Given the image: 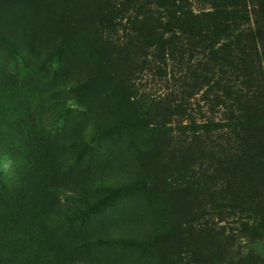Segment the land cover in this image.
Returning a JSON list of instances; mask_svg holds the SVG:
<instances>
[{
	"label": "rangeland",
	"instance_id": "rangeland-1",
	"mask_svg": "<svg viewBox=\"0 0 264 264\" xmlns=\"http://www.w3.org/2000/svg\"><path fill=\"white\" fill-rule=\"evenodd\" d=\"M121 1L0 0V116L23 115L13 100V85L20 86L33 117L39 174L50 177L33 197L41 200L50 242L36 258L41 264L206 262L222 249L207 228L224 226L217 211L234 206L235 215L264 225V130L255 123L248 145L231 143L212 154L210 144L192 138L184 116L164 110L180 97L168 77L154 74L150 57L125 63L138 72L114 78V66L100 62L94 34L103 2ZM187 1L195 13L243 5L250 21L256 15L257 0ZM200 95L185 99L190 117H218ZM250 107L258 116L260 107ZM20 131L8 128L16 138ZM3 133L0 126V196L26 165L17 159L22 143ZM225 157L239 168L215 173ZM251 242L256 257L264 254V228Z\"/></svg>",
	"mask_w": 264,
	"mask_h": 264
},
{
	"label": "trees",
	"instance_id": "trees-1",
	"mask_svg": "<svg viewBox=\"0 0 264 264\" xmlns=\"http://www.w3.org/2000/svg\"><path fill=\"white\" fill-rule=\"evenodd\" d=\"M255 13L250 21L243 5L195 13L187 0H124L107 6L103 2L96 17L99 29L94 34L98 37L100 62L104 65L108 60L114 66L113 77L120 79L123 73L138 72L134 71L137 67L132 65L129 69L125 63L150 57L154 74L161 79L168 77L180 97L179 103L170 101L172 105L163 106L164 110L170 115L184 116L192 138L210 144V152L219 151L220 155L222 147L228 150L231 143L248 145L252 140L249 131L255 130V123L264 130V0L255 2ZM109 37L113 40H107ZM13 88V100L20 105L23 115L20 113L17 119L6 111L0 116V126L5 140L22 143L17 159H23L26 165L23 175L15 177L10 191H3L0 196V264H41L36 258L46 255L50 242L39 207L41 200L33 197L41 194L50 177L39 174L32 138L33 117L28 112L26 95L20 86ZM196 92L201 93L199 101L207 113L218 117L197 122L190 117L192 110L185 99ZM250 104L260 107L258 116ZM18 125L22 134L16 138L8 128ZM219 160L217 174L229 175L239 168L226 161V157L223 162ZM225 208L226 211L214 214L217 219L225 218L219 221L224 226H204L216 241L215 248L222 249L206 262L184 260L183 264H264V254L256 257V252L248 248L252 245L251 236L264 228L262 221L240 213L235 215L234 206ZM201 243L202 240L195 245L198 255L203 250ZM250 255H255L254 262Z\"/></svg>",
	"mask_w": 264,
	"mask_h": 264
}]
</instances>
